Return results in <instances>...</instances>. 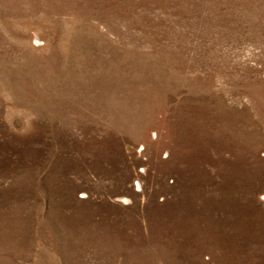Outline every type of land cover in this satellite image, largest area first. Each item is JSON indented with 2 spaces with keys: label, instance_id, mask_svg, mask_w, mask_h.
Masks as SVG:
<instances>
[{
  "label": "rangeland",
  "instance_id": "374dc122",
  "mask_svg": "<svg viewBox=\"0 0 264 264\" xmlns=\"http://www.w3.org/2000/svg\"><path fill=\"white\" fill-rule=\"evenodd\" d=\"M0 264H264V0H0Z\"/></svg>",
  "mask_w": 264,
  "mask_h": 264
}]
</instances>
